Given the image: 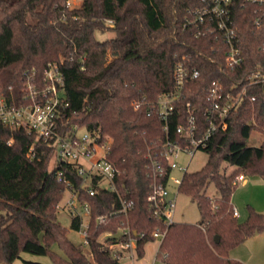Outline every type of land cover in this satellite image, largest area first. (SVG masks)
I'll return each mask as SVG.
<instances>
[{
    "label": "trees",
    "instance_id": "trees-1",
    "mask_svg": "<svg viewBox=\"0 0 264 264\" xmlns=\"http://www.w3.org/2000/svg\"><path fill=\"white\" fill-rule=\"evenodd\" d=\"M211 1L82 0L70 7L67 0H0V93L20 102L26 82L45 87L46 70L56 63L68 101L64 128L76 123L111 141L116 189L85 196L92 207L88 231L95 264H123L103 242L124 240L120 230L126 226L136 239L139 257L146 243L155 240L154 230L165 232L156 255L168 264H244L230 258L229 251L264 231L263 213L249 206L247 218L240 221L232 202L238 175L264 177V83L247 86L227 128L216 130L202 148L209 154L205 166L183 176L178 189L197 202L201 220L167 224L153 214L149 199L154 181L165 180L154 175L152 157L165 164L163 143L179 136L177 128L189 109L197 136L208 128L212 82L242 88L249 74L264 71V21L254 25L252 4L235 6L245 59L234 68L225 64L226 46L220 37H196L194 28L186 27L193 11ZM106 29L116 35L98 37ZM183 55H190L200 76L187 82L165 130L164 121L148 109L159 95L174 89V66ZM134 100L142 102L139 108ZM253 131L263 134L259 145L248 142ZM34 141L25 129H11L0 121V263L15 264L29 252L49 254L58 264H85L89 257L84 247L70 239L69 229L57 219L66 190L57 171L65 170L76 184L80 178L71 166L56 160L53 147L39 143L36 155L29 156ZM211 182L215 197L205 192ZM122 198L132 201L127 213L120 211ZM79 226L80 218L73 215L72 228ZM105 233L109 235L103 238Z\"/></svg>",
    "mask_w": 264,
    "mask_h": 264
},
{
    "label": "built area",
    "instance_id": "built-area-1",
    "mask_svg": "<svg viewBox=\"0 0 264 264\" xmlns=\"http://www.w3.org/2000/svg\"><path fill=\"white\" fill-rule=\"evenodd\" d=\"M238 2L253 5V23L255 26H261L264 21V0H212L209 5L195 9L193 16L188 18L185 24L186 27L194 28L196 37L205 33H215L220 37L226 46L225 64L230 68L240 65L245 59L234 17ZM67 4L71 6V0H67ZM199 76L200 70L192 64L190 55H183L176 61L173 70L174 89L159 95L148 109L149 113L155 112L164 121L165 130L169 118L178 111V101L184 95L187 82ZM45 81L46 85L43 88H38L27 81L25 93L18 103L9 101L4 93H0V121L11 129L23 128L34 136V143L29 146V156L36 155V146L39 143L53 147L56 160L71 166L74 174L80 178L76 184L65 170L57 171L58 180L65 183V191L69 192L58 207H67L73 215L80 218L79 232L83 238V247L89 249L88 229L92 207L85 196H95L103 189H116L117 170L109 158L111 141L102 137L99 132L76 123L65 129L62 118L68 101L65 96L64 80L56 63H50L45 73ZM261 83H264L263 70L249 74L242 88L233 83L230 89H226L221 80H214L209 91V106L206 111L209 126L200 137L197 136L195 115L193 110L189 109L185 122L177 128L179 136L176 139L167 137L163 143L162 156L165 164H162L159 158L152 157L154 175L165 179L155 180L151 186L149 199L154 215L163 217L167 224L175 221L176 195L175 197L171 195L170 183L177 191L179 190L195 152L207 145L210 136L216 130L227 128L229 115L240 107L247 95V86ZM9 89L11 90L12 86H9ZM133 104L135 108H139L142 102L134 100ZM245 180L246 176L240 174L235 183H242ZM121 200L120 211L127 213L132 207V201L124 198ZM233 214L239 217L238 209L234 208ZM120 231V234L125 235L124 240L109 242L103 239V247L115 252L121 260L125 258L126 253L133 260L137 256L136 239L128 226ZM107 234L105 233L103 238ZM164 235L165 232L159 229L153 232L154 238L158 240H162Z\"/></svg>",
    "mask_w": 264,
    "mask_h": 264
},
{
    "label": "rangeland",
    "instance_id": "rangeland-1",
    "mask_svg": "<svg viewBox=\"0 0 264 264\" xmlns=\"http://www.w3.org/2000/svg\"><path fill=\"white\" fill-rule=\"evenodd\" d=\"M82 0H71L70 7H76L81 4ZM110 23V22H109ZM98 37H114L116 32L111 29H106L104 33H98ZM263 138V134L259 131H253L248 142L252 145H259ZM209 159V154L207 151L199 149L195 152L193 157L190 160L188 172H195L202 169ZM226 170L230 171L232 169L231 166H226ZM176 175L180 176L178 173ZM248 183L243 185L239 183L236 190L232 196V202L236 209L239 210V220L243 221L248 216L249 206H252L255 210L264 214L263 210H259L264 207V177L260 175H249ZM171 195L175 197L176 195V209L174 214V220L176 222H189L193 224H197L201 220V212L198 207V204L195 200H193L189 195L185 194L182 191H177L176 187L170 183ZM206 194L212 197L218 195L216 187L213 182H211L206 187ZM177 193V194H176ZM69 195L68 191H65V195L61 202H64L66 197ZM259 208V209H257ZM57 219L64 227L69 229V237L76 244L83 246V238L79 230L72 228V219L73 214L67 207H58ZM161 240L155 239L146 245V253L144 256L136 258L138 260L141 259L142 262L146 261L148 257H151L152 251H158L159 243ZM53 250H55L58 254L66 257L65 253L57 246L53 245ZM157 249V250H156ZM84 251L88 254L89 261L85 264H95L92 254H90V250L85 247ZM157 254V253H156ZM125 258L121 260L122 263L131 262L132 258L127 256V253L124 254ZM22 258L17 259L15 264H27L24 260H33L37 262H41L44 264H58L53 260V258L47 255H37L29 252H23L21 254ZM251 257V261L247 264H264V231L259 232L248 239H246L243 243L237 245L233 249L229 251V257L233 259H237L243 262L242 258ZM152 262V264H168L163 261L161 258H157ZM141 263V262H139ZM3 264V263H0Z\"/></svg>",
    "mask_w": 264,
    "mask_h": 264
},
{
    "label": "crops",
    "instance_id": "crops-1",
    "mask_svg": "<svg viewBox=\"0 0 264 264\" xmlns=\"http://www.w3.org/2000/svg\"><path fill=\"white\" fill-rule=\"evenodd\" d=\"M249 181H248V177L246 176V180L244 182H242L243 185L247 184ZM233 196V195H232ZM235 207V206H234ZM259 209V208H257ZM259 210H263L264 211V207L263 208H260ZM239 211V210H238ZM239 215H240V212H239ZM151 242V241H150ZM148 242V243H150ZM146 243V245L148 244ZM160 244V243H159ZM146 245H145V248H146ZM157 250V249H156ZM145 253H146V249H145ZM156 253L157 251H152L151 252V257H148V259H146V261L142 262L141 259L138 260V258L134 257V259L131 261L132 264H152V262H154L156 260L155 256H156ZM91 254V253H90ZM92 256V255H91ZM93 258V257H92ZM251 257H247V258H242L243 259V263L244 264H247L248 262L251 261L250 259ZM141 262V263H139Z\"/></svg>",
    "mask_w": 264,
    "mask_h": 264
},
{
    "label": "water",
    "instance_id": "water-1",
    "mask_svg": "<svg viewBox=\"0 0 264 264\" xmlns=\"http://www.w3.org/2000/svg\"><path fill=\"white\" fill-rule=\"evenodd\" d=\"M217 238V241H219V237H216Z\"/></svg>",
    "mask_w": 264,
    "mask_h": 264
}]
</instances>
